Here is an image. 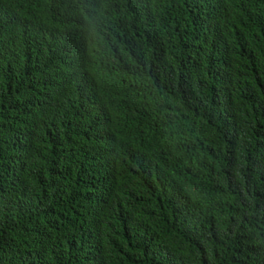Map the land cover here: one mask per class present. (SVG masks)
Returning a JSON list of instances; mask_svg holds the SVG:
<instances>
[{"label":"trees","instance_id":"1","mask_svg":"<svg viewBox=\"0 0 264 264\" xmlns=\"http://www.w3.org/2000/svg\"><path fill=\"white\" fill-rule=\"evenodd\" d=\"M0 264H264V0H0Z\"/></svg>","mask_w":264,"mask_h":264}]
</instances>
